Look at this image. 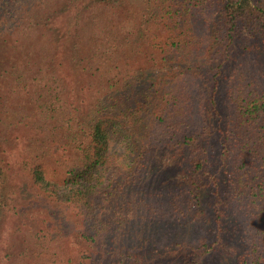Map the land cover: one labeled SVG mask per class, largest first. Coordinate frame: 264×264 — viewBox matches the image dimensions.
Listing matches in <instances>:
<instances>
[{
  "label": "trees",
  "instance_id": "trees-1",
  "mask_svg": "<svg viewBox=\"0 0 264 264\" xmlns=\"http://www.w3.org/2000/svg\"><path fill=\"white\" fill-rule=\"evenodd\" d=\"M263 70L264 0H0V222L36 191L78 218L75 264H143L162 223L167 264H264ZM53 241L10 264L66 262Z\"/></svg>",
  "mask_w": 264,
  "mask_h": 264
},
{
  "label": "rangeland",
  "instance_id": "rangeland-1",
  "mask_svg": "<svg viewBox=\"0 0 264 264\" xmlns=\"http://www.w3.org/2000/svg\"><path fill=\"white\" fill-rule=\"evenodd\" d=\"M224 38L226 37L225 31L222 30L220 33ZM215 65L220 63V56L216 55L214 57ZM228 67V66H227ZM262 78L264 79V70L260 71ZM209 77L213 76L212 73L208 74ZM197 84L204 90L205 83L203 77L195 78ZM213 155V153H212ZM160 163H157V167L161 168V175L163 178L167 179V176L171 174L170 165L171 159L168 156L158 154L156 156ZM12 165L16 166V155L10 157ZM162 179V178H161ZM23 202L25 205L20 207L18 216L13 217V214L5 217L2 222H0V264H10V259L8 258L9 252L8 248L12 244L13 239L21 238L25 242H31L34 236L40 234H47L48 239L52 238L54 241L50 244L52 249L50 251V257L52 261L57 258L58 255H62L66 262L56 264H75L77 258L81 257L83 253L88 251V248L79 240V220L71 213H63L60 208H57V204L53 203L51 198L45 197L36 191H28L24 194ZM28 213V216H26ZM159 234H157L156 229H152L150 236L152 240L149 243L150 251L149 253H142L137 251H132L135 256L139 254L147 262H142L143 264H167L171 262L169 256L165 255L167 252L166 244L173 241L174 229L175 227L163 228ZM174 228V229H173ZM59 231L65 233V237L59 236ZM15 234V235H14ZM62 238V239H61ZM48 240H45L44 244H47ZM159 244V245H156ZM128 246H126L127 248ZM129 250H112V254H106L103 264H128L131 260L123 257L122 254H126ZM182 259H177L182 264H198L199 261V249L185 250ZM175 253H172L173 256ZM71 259V260H70ZM134 259V258H133ZM70 260V261H68ZM208 263V260L207 262Z\"/></svg>",
  "mask_w": 264,
  "mask_h": 264
}]
</instances>
